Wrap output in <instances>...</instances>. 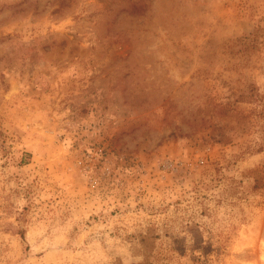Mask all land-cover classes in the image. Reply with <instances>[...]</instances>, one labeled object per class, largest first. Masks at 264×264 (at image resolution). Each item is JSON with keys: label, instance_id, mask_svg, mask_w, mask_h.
Masks as SVG:
<instances>
[{"label": "rangeland", "instance_id": "1", "mask_svg": "<svg viewBox=\"0 0 264 264\" xmlns=\"http://www.w3.org/2000/svg\"><path fill=\"white\" fill-rule=\"evenodd\" d=\"M264 0H0V264H264Z\"/></svg>", "mask_w": 264, "mask_h": 264}, {"label": "trees", "instance_id": "2", "mask_svg": "<svg viewBox=\"0 0 264 264\" xmlns=\"http://www.w3.org/2000/svg\"><path fill=\"white\" fill-rule=\"evenodd\" d=\"M254 180L253 188L256 190H264V163L249 169L245 173ZM144 264V263H142Z\"/></svg>", "mask_w": 264, "mask_h": 264}]
</instances>
